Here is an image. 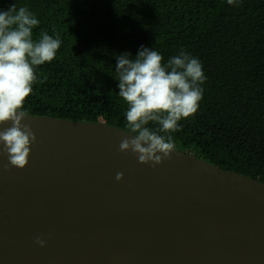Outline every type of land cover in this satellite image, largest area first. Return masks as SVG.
<instances>
[{"label": "water", "instance_id": "1", "mask_svg": "<svg viewBox=\"0 0 264 264\" xmlns=\"http://www.w3.org/2000/svg\"><path fill=\"white\" fill-rule=\"evenodd\" d=\"M23 123L37 137L28 165L0 156V264H264V182L175 149L140 163L119 150L132 134L102 121Z\"/></svg>", "mask_w": 264, "mask_h": 264}, {"label": "trees", "instance_id": "2", "mask_svg": "<svg viewBox=\"0 0 264 264\" xmlns=\"http://www.w3.org/2000/svg\"><path fill=\"white\" fill-rule=\"evenodd\" d=\"M13 4L40 21L34 40L62 41L53 61L35 66L28 115L129 131L117 56L143 46L166 64L184 51L207 80L197 113L171 133L175 150L264 182V0H0V11Z\"/></svg>", "mask_w": 264, "mask_h": 264}, {"label": "clouds", "instance_id": "3", "mask_svg": "<svg viewBox=\"0 0 264 264\" xmlns=\"http://www.w3.org/2000/svg\"><path fill=\"white\" fill-rule=\"evenodd\" d=\"M235 5L237 0H227ZM40 21L27 7L0 11V156L7 155L10 165L24 169L29 163L31 146L37 142L31 126L23 123L28 111L26 99L37 82L35 66L56 58L62 41L45 32L33 39ZM118 95L127 104L126 120L131 137L121 140L119 150L131 151L140 163L153 167L171 158L175 143L171 133L181 130L180 121L194 117L203 99L202 85L207 77L197 58L181 51L163 63L160 52L141 47L134 58L130 53L117 56ZM150 122L158 125L156 130ZM165 133L167 135H162ZM116 179L122 180L123 173ZM36 243L45 246L43 239Z\"/></svg>", "mask_w": 264, "mask_h": 264}, {"label": "bare ground", "instance_id": "4", "mask_svg": "<svg viewBox=\"0 0 264 264\" xmlns=\"http://www.w3.org/2000/svg\"><path fill=\"white\" fill-rule=\"evenodd\" d=\"M127 199L132 210L137 214L140 219H142L145 226L150 230H153L154 232H159V226L149 213L147 206H145V202H140L131 191H128Z\"/></svg>", "mask_w": 264, "mask_h": 264}]
</instances>
